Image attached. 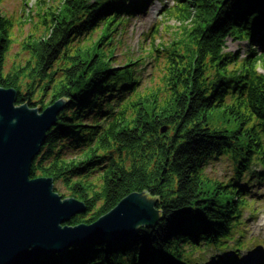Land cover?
<instances>
[{"label":"trees","instance_id":"1","mask_svg":"<svg viewBox=\"0 0 264 264\" xmlns=\"http://www.w3.org/2000/svg\"><path fill=\"white\" fill-rule=\"evenodd\" d=\"M147 2L61 0L41 8L42 33L24 39L25 63L11 65L16 24L0 8V88H15L17 105L41 111L67 100L33 176L53 177L63 197L86 204L69 224L90 223L133 192L148 193L160 211L158 223L140 226L131 240L98 239L29 264H196L205 248L245 245L244 232L234 235L255 181L264 183V0H176L167 14L186 23L191 42L185 52L164 48L167 72L150 92L135 69L115 67L118 35ZM230 38L249 43L245 60L227 52ZM226 116L240 128L229 129ZM224 156L235 163L229 183L206 175ZM238 262L236 254L216 264Z\"/></svg>","mask_w":264,"mask_h":264},{"label":"water","instance_id":"2","mask_svg":"<svg viewBox=\"0 0 264 264\" xmlns=\"http://www.w3.org/2000/svg\"><path fill=\"white\" fill-rule=\"evenodd\" d=\"M17 98L15 88H0V264H29L98 239L131 240L140 226L158 223L156 199L133 192L96 220L69 224L87 212L86 204L63 197L53 177L33 176L35 158L67 100L41 111L27 103L17 105Z\"/></svg>","mask_w":264,"mask_h":264},{"label":"rangeland","instance_id":"3","mask_svg":"<svg viewBox=\"0 0 264 264\" xmlns=\"http://www.w3.org/2000/svg\"><path fill=\"white\" fill-rule=\"evenodd\" d=\"M60 1L3 0L0 3L3 15L16 24V43L9 58L10 65L12 63L24 64L25 57L28 56V52L24 50L23 46L24 39H27L31 34L42 33L39 9L42 8V13V11L55 7ZM145 8L144 13L127 18L122 34L119 33L115 43V67L123 68L129 65L130 68L135 69L136 77L140 79V88L150 92L157 90L162 85L167 72L168 62L165 59L164 48L175 47L176 49L178 47L181 52H185V45L190 44L191 38L185 28L186 23H182L175 14H167L168 11L174 10L175 0H149ZM227 46V52H241V58L244 60L249 55L250 45L248 42L230 38ZM258 70L264 74V64ZM163 92L165 94L167 91ZM49 101L50 98L47 99V103ZM224 120L229 129L238 130L240 128V125L235 121L228 123L229 116H226ZM255 168L257 171H261V166L257 165ZM206 175L213 180L229 183L236 175L233 158L224 156L210 162L206 167ZM254 184L251 201L249 198L250 204L243 209L241 218L243 224L234 235V240H236L240 238L241 232H244L243 240L246 246L236 250V241H230L227 243L228 248H224V250L214 247L205 248L204 251L195 254L196 264H214L221 258L225 259V257H232L235 254L240 256L239 264H264V183L260 184L257 179ZM56 189L61 195L64 193L61 183H56Z\"/></svg>","mask_w":264,"mask_h":264}]
</instances>
